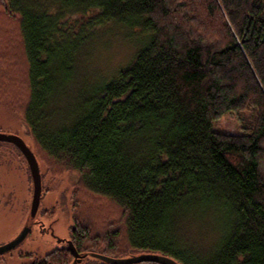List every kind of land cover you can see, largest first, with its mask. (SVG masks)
I'll list each match as a JSON object with an SVG mask.
<instances>
[{
  "label": "trees",
  "instance_id": "16d2710c",
  "mask_svg": "<svg viewBox=\"0 0 264 264\" xmlns=\"http://www.w3.org/2000/svg\"><path fill=\"white\" fill-rule=\"evenodd\" d=\"M0 1L17 17L27 62L26 126L117 217L104 206L97 214L95 204L86 220L74 219L78 252L264 264V0ZM109 24L137 29L147 41L57 119L56 94L83 45ZM11 62L6 55V83L16 74ZM226 112L235 113L241 132L213 128ZM210 211L225 228L205 254L185 226L189 214ZM72 258L66 246L31 264Z\"/></svg>",
  "mask_w": 264,
  "mask_h": 264
},
{
  "label": "rangeland",
  "instance_id": "374dc122",
  "mask_svg": "<svg viewBox=\"0 0 264 264\" xmlns=\"http://www.w3.org/2000/svg\"><path fill=\"white\" fill-rule=\"evenodd\" d=\"M16 18L6 12L0 1V132L19 135L31 146L42 174V196L39 210L35 218H31L33 180L28 162L16 145L1 141L0 246L15 239L29 220L32 231L17 247L1 255L0 264H31L56 248L68 247L66 240L58 239H70L74 219L86 220L84 215L88 217L95 204L100 206L97 210L99 215L102 206L112 212L111 205L101 204L103 201L92 197L80 185L77 173L61 169L47 156L25 124L21 114L23 106L20 105L29 92L25 83L27 62ZM146 41L144 33L119 24H109L89 39L79 52L69 82L55 96L51 111L56 118L72 111L79 98L112 78ZM8 54L12 61L10 68L15 66L16 74L6 83L4 57ZM213 128L225 133L242 131L233 112H226L215 120ZM112 216L117 218L114 212ZM52 226L53 230L49 233L48 229ZM224 228L225 219L221 214L195 212L189 214L185 232L193 246L206 254L219 243ZM126 245L127 241L122 237L119 246ZM93 259L87 256L81 264H89ZM73 260L74 256L68 264H73Z\"/></svg>",
  "mask_w": 264,
  "mask_h": 264
},
{
  "label": "water",
  "instance_id": "95a60500",
  "mask_svg": "<svg viewBox=\"0 0 264 264\" xmlns=\"http://www.w3.org/2000/svg\"><path fill=\"white\" fill-rule=\"evenodd\" d=\"M0 141L10 142L16 145L23 153V155L25 156L28 162L33 180V196H32L31 209H30V217L35 218L39 210L41 196H42V174L38 159L34 151L32 150L31 146H29L27 142L23 139V137L19 135L0 132ZM30 232H31V226L26 224L23 230L21 231V233L15 239L0 246V255L17 247L22 241H24L27 238ZM58 240L67 241L68 247L70 248L74 256L73 264H81L83 258H85L88 255L87 253L78 252L71 239H58ZM89 255L94 258L101 259L102 261H105L109 264H135L141 262H156L161 264H181L176 259L160 253H140V254L130 255L127 257H112L97 252H91L89 253Z\"/></svg>",
  "mask_w": 264,
  "mask_h": 264
},
{
  "label": "flooded vegetation",
  "instance_id": "af4514ba",
  "mask_svg": "<svg viewBox=\"0 0 264 264\" xmlns=\"http://www.w3.org/2000/svg\"><path fill=\"white\" fill-rule=\"evenodd\" d=\"M1 142V141H0ZM27 224L28 225H30L31 226V224H32V222H30V220L27 222ZM34 226V225H33ZM49 230V233H51V231L53 230V226L52 227H50V229H48ZM31 231H32V226H31ZM31 233V232H30ZM29 233V234H30ZM47 233H48V231H47ZM52 234H53V232H52ZM67 242V241H66ZM68 244V243H67ZM3 255V254H2ZM0 257H1V255H0Z\"/></svg>",
  "mask_w": 264,
  "mask_h": 264
}]
</instances>
